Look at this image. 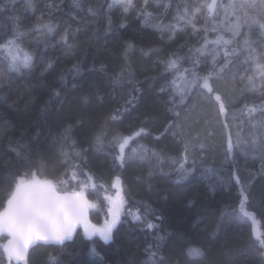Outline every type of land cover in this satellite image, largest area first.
I'll return each instance as SVG.
<instances>
[{"label":"trees","instance_id":"1","mask_svg":"<svg viewBox=\"0 0 264 264\" xmlns=\"http://www.w3.org/2000/svg\"><path fill=\"white\" fill-rule=\"evenodd\" d=\"M34 2L35 11L25 10V0H0V8L4 9L0 11V37H10L13 30L22 32L23 45L37 57L30 75L11 74V85L0 69L3 84L0 87V162L11 159L15 165L10 141L13 146L49 143L65 120L80 113V96L95 84L103 99L92 96L94 118L102 122L105 115L116 109L120 118L107 121L105 146L100 150L84 142L77 126L74 138L78 146L87 151L75 163L90 172L97 184L110 186L111 180L119 175L128 191V207L138 208L146 215L147 222L156 227L148 229L146 222L134 221L126 215L113 230V240L108 244L98 238L89 241L78 232L72 242L62 247L40 246L31 250V264H131L133 260L136 264H145L150 251H158V261L163 256L164 264H176L178 236L197 244L210 243L225 259L232 255L243 264H264V254L251 236L250 222L235 211L243 186L250 195L249 210L255 212L259 228L264 231V162L259 156L253 158L251 154H244L254 129L241 115L246 103L264 102V94L259 90L240 91L239 77L249 67L243 63V56L234 58L236 64L229 78L217 84L228 105L226 121L218 117L212 103L197 97L194 106L189 104V111L181 109L180 123L190 134L184 137L173 136L171 132L160 135L169 121L175 119L168 110L174 95L169 82L174 74L165 70L156 54L166 57L167 53L175 52L184 57L181 69L191 67L189 49L203 42V32L199 36L178 32L173 41L165 31L161 39L162 34L145 26L143 17L138 14L143 0H134L135 7L128 13L113 9L110 31H106L107 0H85L84 11L79 12L71 8V0ZM157 2L163 4L168 0H149L148 10L159 17L165 27L174 23L171 13L161 15L163 10L157 7ZM175 2L173 0V7ZM52 4L59 5V9L51 8ZM89 5L99 8L100 15L90 16ZM48 21L58 26L61 35L64 28L70 26L69 42L76 45L73 51L64 46L59 35L49 38L45 44L41 33L33 31ZM255 31L251 39H255ZM215 36L216 33H208L209 39ZM128 41L135 46L130 53V64L138 91H134L131 84L115 86L111 83L113 73L120 70L122 45ZM148 47L154 51L143 56L141 48ZM48 63L52 68H45ZM101 64L105 66L104 72L100 71ZM77 65L78 74L73 71ZM207 67L210 65L206 66L202 58L197 71L203 73ZM232 73L236 75L235 84L230 78ZM57 91L59 96L55 95ZM140 128L146 130L145 134L131 141L126 152L142 145L149 150V158L126 160L120 167L114 161L117 148L109 142L114 135L129 136ZM229 135L234 145L232 156L227 152ZM152 152L159 153L162 159L152 158ZM182 163L186 173L180 168ZM66 167L58 158L50 157L45 171L48 175H57ZM100 201L103 202V189ZM104 217L105 212L101 210L90 215L93 223L102 224ZM158 236L165 239L158 240ZM93 246L97 255L90 254ZM0 264L7 261L0 257Z\"/></svg>","mask_w":264,"mask_h":264},{"label":"snow or ice","instance_id":"2","mask_svg":"<svg viewBox=\"0 0 264 264\" xmlns=\"http://www.w3.org/2000/svg\"><path fill=\"white\" fill-rule=\"evenodd\" d=\"M84 3L85 0H71V8L78 12L84 11ZM36 7L34 0H25V10L35 11ZM50 7L59 9L56 4ZM134 7V0H107L106 10L109 15L106 31L111 30L110 13L113 9L128 13ZM149 7V0H143L138 14L143 17L145 26H151L162 34L161 39H164L165 31L173 41L178 32L191 36H199L201 31L203 32V42L189 49L188 59L191 67L181 69L184 57L176 55L175 52L167 53L166 57L156 54L157 60L164 65L165 70L174 74L169 82L174 95L168 110L174 114L175 119L169 121L160 135L171 132L173 136L184 137L190 134L180 123L181 109L189 111V104L193 103L194 106L197 97L212 103L218 117H223L226 121L228 105L217 84L229 78L236 64L234 58L243 56V63L249 65L239 77L240 91L259 90L264 94V0H176L174 7L173 0L163 4L157 2V7L163 10L161 15L171 13L172 20L175 21L167 27L159 17L153 16L148 10ZM3 10L0 8V11ZM87 12L92 17L100 15V9L91 5L88 6ZM253 30H256L255 39L250 38ZM33 31L41 33L45 44L49 38L55 39L59 35L60 41L69 51L76 47L69 42L70 26L64 28L61 35L58 26L48 21L38 25ZM209 32L216 33L215 39H209ZM22 36V32L13 30L10 37H0V69L8 77L9 85L12 83L11 74H18L20 77L30 75L36 63V55L23 45ZM134 47L130 41L122 45L120 70L113 73L111 83L115 86L131 84L133 90L138 91L130 64V53ZM153 51L151 47L141 48L143 56H149ZM202 58L206 66L210 65L203 73L197 71ZM45 68H52V64L48 63ZM73 71L78 74L79 66H74ZM100 71H105L103 64L100 65ZM230 78L235 84L236 75L232 73ZM0 87H3L2 82ZM164 90L162 87L161 91ZM55 95L59 96L60 92L57 91ZM93 95L103 99L95 84L90 85L89 91L80 96V113L65 120L49 143H37L33 146L28 142L13 146L11 141L9 142L10 150L15 153V165L11 159L0 162V257L6 260L7 264H31L30 250L40 246H63L73 240L78 229L82 231L85 239L92 241L94 237H98L104 244H108L113 240V230L126 215L131 216L134 221L146 222L148 229L156 227L147 222L146 215H142L138 208L133 210L128 207V191L119 175L111 180L110 186L97 184L96 178L90 172L83 171L80 165L75 163L87 149L78 146L74 129L78 126L84 142L100 150L105 146L107 121L120 118L119 109H116L105 115L102 122L95 119L91 110ZM128 103H131V100ZM241 115L247 118L254 129L253 138L250 144L245 146L244 154H251L253 158L259 156L264 162V102L246 103ZM224 127H228L226 122ZM145 132L144 128H140L129 136L112 137L109 143L117 148L114 161L120 167L125 165L126 160L149 158V150L142 145L132 148L130 153L126 152L130 142ZM233 148L229 135L228 156H232ZM50 157H56L59 163L67 165L63 172L57 175L46 174L45 169ZM151 157L162 159L157 152H152ZM70 161L72 163H69ZM180 168L184 170L183 163ZM184 171L186 173L187 170ZM101 189L103 202L100 201ZM249 201L250 195L242 186L235 211L250 222L251 236L258 242V250L264 254V231L259 228L260 221L255 212L249 210ZM96 210L105 212L102 224L93 223L90 219L91 213ZM157 239L163 241L165 238L158 236ZM177 239L179 258L176 264H243L236 256L230 255L225 259L210 243H193L184 236H178ZM90 254H98L95 246L91 248ZM157 255L158 251H150L145 264H164V257L161 256L158 261ZM131 264L136 262L133 260Z\"/></svg>","mask_w":264,"mask_h":264},{"label":"water","instance_id":"3","mask_svg":"<svg viewBox=\"0 0 264 264\" xmlns=\"http://www.w3.org/2000/svg\"><path fill=\"white\" fill-rule=\"evenodd\" d=\"M90 219H91V218H90ZM78 232H82V231L78 229V230H77V233H78ZM76 235H77V234H76ZM76 235H75V236H76ZM75 236H74V238H75ZM74 238H73V240H74ZM94 238H98V237H94ZM98 239H99V238H98ZM73 240H72V241H73ZM72 241H68V242H66L65 244L70 243V242H72ZM63 246H64V245H63ZM53 247H62V246L53 245ZM30 252H31V250H30Z\"/></svg>","mask_w":264,"mask_h":264}]
</instances>
